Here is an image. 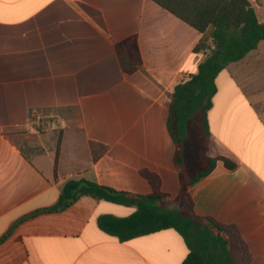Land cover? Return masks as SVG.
Returning <instances> with one entry per match:
<instances>
[{"label": "crops", "instance_id": "0c3cea01", "mask_svg": "<svg viewBox=\"0 0 264 264\" xmlns=\"http://www.w3.org/2000/svg\"><path fill=\"white\" fill-rule=\"evenodd\" d=\"M249 1L264 23V0ZM131 36L142 65L127 75L115 47ZM202 37L152 0H0V264L186 259L189 249L174 229L127 242L104 232L100 216L127 217L136 208L88 195L21 221L54 206L74 178L136 194L157 189L181 203L187 190L196 215L235 227L249 264H264V41L220 73L209 112V155L238 167L218 162L186 188L174 164L169 105L175 87L211 52H194ZM197 133L185 140L188 173L191 152L200 153ZM91 142L108 147L97 162Z\"/></svg>", "mask_w": 264, "mask_h": 264}, {"label": "trees", "instance_id": "16d2710c", "mask_svg": "<svg viewBox=\"0 0 264 264\" xmlns=\"http://www.w3.org/2000/svg\"><path fill=\"white\" fill-rule=\"evenodd\" d=\"M152 1L203 34L201 41L194 48L195 53L211 50L199 65L198 73L175 87L169 105L167 129L175 146L174 164L182 177V186L188 188L207 177L218 162H223L229 170L238 167L237 163L228 157L209 155V112L214 106V97L218 92V76L230 64L240 62L258 48L264 41V23L259 21L249 0ZM115 48L123 72L127 75L136 73L142 65L137 37H128L117 43ZM192 124L196 125L202 137L198 160L200 168L188 173L184 145ZM90 147L94 162L104 156L108 149L106 145L96 142H91ZM60 148L61 137L55 155L56 174ZM186 194L187 190L181 197L182 210L170 211L156 203L170 201L171 195L157 189H153L150 194H136L101 185L86 178H74L63 186L60 198L54 206L38 210L21 221L41 213L63 211L81 196L88 195L136 208V211L127 217L107 214L98 218L99 228L118 237L121 242L174 229L183 237L189 249V254L182 264H249V252L238 230L211 217L196 215Z\"/></svg>", "mask_w": 264, "mask_h": 264}, {"label": "rangeland", "instance_id": "374dc122", "mask_svg": "<svg viewBox=\"0 0 264 264\" xmlns=\"http://www.w3.org/2000/svg\"><path fill=\"white\" fill-rule=\"evenodd\" d=\"M197 131H198V128L196 127V125L192 124L190 127V132H189V138H191V140H193L194 136L196 134H198ZM201 140H202V137H201ZM200 149H201V145H200ZM197 151H198V153H197ZM198 154H199V150H196L195 154L192 151L191 155L188 158V160H190L189 166L191 167L193 172L197 171L200 168V163H199V161L196 160L197 159L196 157ZM189 176L191 177L192 174H190ZM169 192L173 196H176V194H178V192H179V187L176 184L172 183V187L169 189ZM156 204L158 206L163 207V208L170 210V211H181L183 208V204L177 199H173V200H170L168 202H158ZM123 208L127 209V207H123Z\"/></svg>", "mask_w": 264, "mask_h": 264}]
</instances>
